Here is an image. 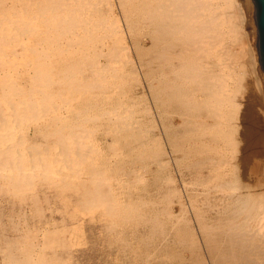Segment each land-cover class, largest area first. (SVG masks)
Returning a JSON list of instances; mask_svg holds the SVG:
<instances>
[{
  "label": "bare ground",
  "instance_id": "6f19581e",
  "mask_svg": "<svg viewBox=\"0 0 264 264\" xmlns=\"http://www.w3.org/2000/svg\"><path fill=\"white\" fill-rule=\"evenodd\" d=\"M116 8L125 16L126 29L147 30L151 39L149 48L138 49V61L152 69L147 85L154 98L183 102L199 124L212 123L216 116V125L224 128L228 109L242 98L244 78L251 76L254 86L264 83L253 0H0V264L78 263L68 254L76 249H67V257L57 253L66 246L57 236L39 243L41 233L57 231L52 217L40 210L41 199L52 198L58 209L75 211L72 231L87 219L77 215L84 210L88 215L98 210L108 232L124 227L151 247L153 236L164 230L156 215L150 217V209H144L146 202L137 201L145 198L135 184L148 179L155 158L143 153L131 158L130 152L151 142L139 117L144 103L129 93L134 61L121 37ZM101 128L113 131L111 136L126 132L127 143L121 148L114 139H99ZM225 151L220 149L215 158H226ZM204 161L194 164L203 167ZM226 161L211 164V174H222ZM38 183L53 193L42 192ZM218 185L228 199L215 205L214 220H200L204 256L210 264H264V188L243 192L225 179ZM27 213L30 224L9 226L12 215ZM153 247L151 252L135 247L129 264H168L156 255L162 247ZM192 251L198 254L195 243Z\"/></svg>",
  "mask_w": 264,
  "mask_h": 264
},
{
  "label": "rangeland",
  "instance_id": "374dc122",
  "mask_svg": "<svg viewBox=\"0 0 264 264\" xmlns=\"http://www.w3.org/2000/svg\"><path fill=\"white\" fill-rule=\"evenodd\" d=\"M245 6H247L246 3ZM115 10L116 22L125 33H123L121 37H123L124 43L130 52H128L130 58L134 61V64H132L130 67V75L132 76L133 81L130 84L131 88L129 93L132 96L138 95L140 100L139 97H136L138 99L135 100L144 103L141 106L143 108H141V110L139 109V117L140 119H143L141 120L143 123L146 122L147 137H149V141L151 142L150 147H147L140 152H130L131 158H135L136 155L140 153L146 155L147 158L150 156L155 158L153 162L150 159L152 167H150L148 170V179L140 185L135 184L136 188L141 189V195L143 198H145L137 201L139 203L146 202L144 209H150L151 214L149 216L154 218L156 215L157 220L160 221V226L158 228H164V230H161L155 234V238L153 236L154 240L151 243L154 246L156 244V246L163 248H159L156 254L158 256V260H161L162 262L166 260L168 264H195L196 262H198L197 264H202L205 260L206 264H210L208 257L204 256V246L200 240V230L198 229L201 228L200 220H214L216 217L215 207L218 206L220 202L223 201L222 203H224V201L228 199L226 195V197L224 196L223 191L218 189L220 190L219 192L216 189V187L219 186L218 184L223 179H225L235 186L234 189L238 187L236 190H241L243 192H246L248 189L250 191H254L264 188V83L262 86L261 84H259V86L255 85L258 87L257 88L254 86L255 81L253 84V78L251 76L244 78L242 82V98L239 96L240 98L237 102L239 106L235 105V107L232 109L231 107L228 109V116L226 115L227 118H225L224 121L226 125H224V128L223 126L218 127V125H216L219 121V118L216 116H214V121L212 123L210 121L201 120V124L204 123L201 126V124H199V120H196V123L195 119H191L194 110L187 108L183 102H179L178 100L175 101V99L173 100L172 98L170 100L168 96L164 95H162V98L159 99L154 98V93L148 86V79L150 75L149 71L152 72V69L148 70L147 68L141 66L140 61H138L139 51L143 47L144 49L149 48L152 44L151 39L146 35L147 30L131 32L130 29H126L125 16L124 18L122 17L118 8ZM252 27H254V24L251 23L248 25V31L253 29ZM134 41L138 42L135 43ZM134 44L136 45L135 47ZM139 48L140 50H138ZM141 69L144 71L148 70L145 71L146 74L147 72L149 73L148 76L145 75V73H143L144 71ZM155 71L157 72V70ZM166 97H168V100ZM164 100H166V103ZM233 109L236 112L233 111ZM145 110L147 111L145 112ZM229 111L235 112V115H232V113ZM179 116L183 117L179 118ZM187 116H189V118ZM188 119L189 121L187 122ZM208 119L210 120V118ZM205 122L209 124L211 123V125H205ZM213 123H215V127L212 125ZM203 126L204 128H202ZM107 128H101L102 130L100 129L101 132L99 134V139L102 137V139L109 137L110 141L113 139L116 140V145L119 143V146L123 148L122 145H125L128 141L126 132L113 134V136H111L113 131L110 132ZM120 147H118L119 149L117 147L116 149H113L115 151H122ZM220 149H226L225 152L227 155L226 158L224 155L221 156V161L215 158L219 155L218 151ZM212 158H215L217 162L215 163ZM199 159L203 161L205 159V161L208 160L210 162L206 163L204 161V165H202L203 167H198L195 164L199 161ZM224 160L227 161L225 166L222 165L223 169H221L222 167H215L218 169V171L221 169L222 174L220 172L217 176L215 174H211L213 167L212 165H218V162L223 163ZM122 163L123 162H120L119 165H122L121 167L123 168L125 166ZM190 164L192 166L189 167ZM210 175H212L214 178L210 181H207L206 178ZM259 186L261 188H259ZM38 189H41L42 192L53 193L40 183H38ZM208 189H212L211 193H213L214 196L211 195V193V196L209 194H204ZM151 193L155 194L156 197H152ZM207 195H209V197H207ZM10 200L14 199L11 198ZM152 200L154 203H151ZM40 201L41 203L38 204L39 207L42 205L40 210L44 209L45 216L47 218L48 216L52 217V222L57 224V227L53 226V228H57V231L46 230L45 233H41L39 236L40 242H38L42 245L45 240H48L52 235L57 236V241H61L59 243L64 241L66 242V246H63V248H61L60 251H57V253L62 254L64 257H67L69 254V256L72 257L71 260L78 262L77 264H129L131 257H133L132 253L135 254L136 252L135 247L138 249L147 248L149 249V252H151L154 248L153 245L152 247L148 246L147 242L140 241L139 238L137 240L135 234L132 236L131 233L128 232V230L126 231L124 227L120 228L121 231L118 233L108 232L106 228L107 220L104 216L102 217V215L100 218V212L98 210H95V213L91 212L89 215L85 210L78 213L77 215L86 214L85 218H87V221L85 220V223H81L76 228H73L72 231L69 227H71L74 224L73 222H75V220L73 221L70 218V216L75 215V211L74 213H71L73 209H71L69 212H67V210L62 211L61 209H58L52 198H48L46 200L41 199ZM1 204L4 203L2 202ZM50 206L55 210L50 211ZM151 207L155 208L156 210H153ZM34 208L35 206L33 204V209ZM211 208L214 209L212 210ZM157 211H159V213H157ZM91 215L94 217V219L92 218L94 220H92L93 222L90 221ZM12 216L15 218L12 219V221L9 223V226L20 221H22L24 224H30L32 221V216L28 213L21 217H17L15 215ZM96 217L100 218L101 221L99 220V223ZM63 224L68 227V231H62L61 227ZM177 227L184 228L186 229V232L190 231L191 234H188L184 231L174 232ZM138 228L150 227L148 226ZM131 229L132 228H129V230ZM6 231L9 232L11 230L7 228ZM40 232H42V228ZM148 232H150V230ZM10 233L13 234L12 232ZM165 236H167V239L163 243L162 241L165 240ZM74 237L75 239H73ZM121 239H123L122 242L124 243L121 242ZM178 241H180L181 244L177 243ZM192 242H194L197 246V255L192 251L194 244ZM159 243H162L161 246H159ZM54 246H56L55 242ZM166 246L167 248L165 250ZM198 247L201 248L200 253ZM71 248L76 249V251L74 250L73 253L69 252L67 254V249L70 250ZM63 251L66 252L65 255L63 254ZM195 256L199 257L200 259L196 258ZM201 256L204 257L203 262ZM64 264L73 263L65 262Z\"/></svg>",
  "mask_w": 264,
  "mask_h": 264
},
{
  "label": "water",
  "instance_id": "95a60500",
  "mask_svg": "<svg viewBox=\"0 0 264 264\" xmlns=\"http://www.w3.org/2000/svg\"><path fill=\"white\" fill-rule=\"evenodd\" d=\"M256 7V24L258 29V51L261 55L262 66L264 69V0H253Z\"/></svg>",
  "mask_w": 264,
  "mask_h": 264
}]
</instances>
